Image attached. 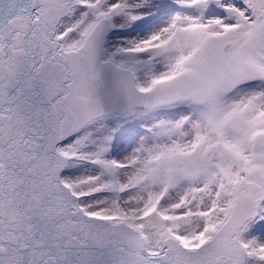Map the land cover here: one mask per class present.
Masks as SVG:
<instances>
[{"label": "snow or ice", "instance_id": "1", "mask_svg": "<svg viewBox=\"0 0 264 264\" xmlns=\"http://www.w3.org/2000/svg\"><path fill=\"white\" fill-rule=\"evenodd\" d=\"M0 264H264V0H0Z\"/></svg>", "mask_w": 264, "mask_h": 264}]
</instances>
